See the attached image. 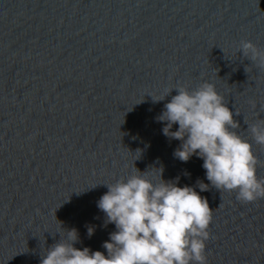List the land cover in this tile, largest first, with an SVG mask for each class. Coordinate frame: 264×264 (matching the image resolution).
<instances>
[{
	"label": "water",
	"instance_id": "obj_1",
	"mask_svg": "<svg viewBox=\"0 0 264 264\" xmlns=\"http://www.w3.org/2000/svg\"><path fill=\"white\" fill-rule=\"evenodd\" d=\"M243 40L264 49V0H0V264H40L73 228L74 247L107 255L116 229L97 202L135 167L209 184L207 264H264V198L212 187L156 119L175 88L214 84L264 178L248 130L264 120V68Z\"/></svg>",
	"mask_w": 264,
	"mask_h": 264
},
{
	"label": "clouds",
	"instance_id": "obj_2",
	"mask_svg": "<svg viewBox=\"0 0 264 264\" xmlns=\"http://www.w3.org/2000/svg\"><path fill=\"white\" fill-rule=\"evenodd\" d=\"M238 50L264 68V49L243 40ZM175 90L177 94L156 118L165 122L166 137L181 141L174 157L183 162L193 155L201 158L206 179L220 192L235 191L245 203L264 198V178L257 176L259 161L253 145L235 131L239 123L214 84L205 81L195 89L179 86ZM168 95L152 97L153 102ZM173 125H178L176 131ZM248 130L255 143L264 147V120ZM135 169L126 180L106 184L108 191L97 202L105 214V226L111 223L116 229L102 245L107 255L74 247L79 235L73 228L63 230L65 238L47 250L40 264H207L213 209L196 188L207 191L209 184L197 180L195 187L178 186L179 177L175 181L162 178L163 168H156L159 179L153 182L147 170ZM94 230L88 227L89 237Z\"/></svg>",
	"mask_w": 264,
	"mask_h": 264
}]
</instances>
